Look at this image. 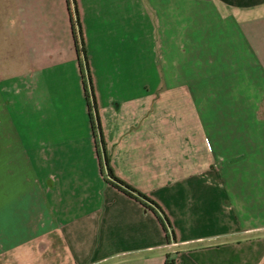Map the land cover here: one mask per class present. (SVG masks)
<instances>
[{
  "label": "crops",
  "instance_id": "obj_1",
  "mask_svg": "<svg viewBox=\"0 0 264 264\" xmlns=\"http://www.w3.org/2000/svg\"><path fill=\"white\" fill-rule=\"evenodd\" d=\"M0 0V264H264V0ZM73 16V15H72ZM87 90V91H86Z\"/></svg>",
  "mask_w": 264,
  "mask_h": 264
},
{
  "label": "trees",
  "instance_id": "obj_2",
  "mask_svg": "<svg viewBox=\"0 0 264 264\" xmlns=\"http://www.w3.org/2000/svg\"><path fill=\"white\" fill-rule=\"evenodd\" d=\"M67 5L71 2L72 4V11L69 9V16L71 19V27H72V34L73 39L75 42L76 52L77 54H81V57L84 60L85 68L87 72V80H88V92L87 98L89 99V109L93 112V118L91 119L93 131L97 133V136L99 137L100 147H101V154L103 158V165L105 170V181L116 188L117 190L121 191L128 197L132 198L133 200L137 201L141 206H143L145 209L151 211L159 220L160 224L162 225L163 229L166 231V229L170 230L171 235L173 234L170 222L168 218L166 217L165 213L162 211V209L155 203L152 199L147 197L145 194L139 192L135 188L131 187L124 181L120 180L115 176L113 173L112 168L109 165L108 156L106 154L105 150V144L103 141L100 121L98 118V112L95 102V97L92 91V85L91 80L89 77L88 69H87V62H86V52L84 48V42L81 36L80 31V23L78 19V13L76 9V2L75 0H66ZM73 15V16H72ZM86 90V91H87ZM164 264H175L174 259L170 258L169 255L165 257Z\"/></svg>",
  "mask_w": 264,
  "mask_h": 264
}]
</instances>
